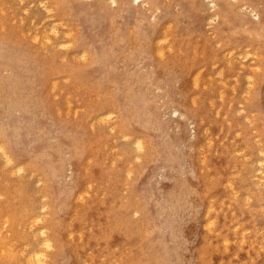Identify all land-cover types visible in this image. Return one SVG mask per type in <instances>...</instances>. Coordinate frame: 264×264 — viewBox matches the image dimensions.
Listing matches in <instances>:
<instances>
[{"label": "rangeland", "instance_id": "rangeland-1", "mask_svg": "<svg viewBox=\"0 0 264 264\" xmlns=\"http://www.w3.org/2000/svg\"><path fill=\"white\" fill-rule=\"evenodd\" d=\"M89 1L0 0L18 97L45 100L16 116L23 174L0 158V264L41 250L42 203L51 264H264V0Z\"/></svg>", "mask_w": 264, "mask_h": 264}, {"label": "bare ground", "instance_id": "bare-ground-1", "mask_svg": "<svg viewBox=\"0 0 264 264\" xmlns=\"http://www.w3.org/2000/svg\"><path fill=\"white\" fill-rule=\"evenodd\" d=\"M43 1H46V0H43ZM90 1H93V0H90ZM89 1V2H90ZM110 2H111V5L112 6H114V7H118V5H119V2H120V0H109ZM132 1V0H131ZM67 2V1H66ZM83 2H85V1H83ZM126 2V1H125ZM134 2L135 3H137L139 6L140 5H149V4H152V2H151V0H134ZM183 2V1H182ZM40 3H42V1L40 2ZM63 3V2H62ZM128 3V2H127ZM135 3H133V4H135ZM156 3V2H155ZM184 3H185V1H184ZM188 3V2H187ZM180 4V3H179ZM189 4V3H188ZM44 5V4H43ZM42 5V7H44ZM45 5H46V2H45ZM51 5V4H50ZM63 5V4H62ZM86 6V5H85ZM136 6V5H135ZM2 7V6H1ZM63 7V6H62ZM90 7V6H89ZM94 7V6H93ZM124 7V6H123ZM156 7V6H155ZM191 7V6H190ZM212 7H213V9H214V11H215V17L216 18H218V14H219V12H220V10H218V4H217V2L216 1H212ZM242 7V6H241ZM56 8H58V7H56ZM126 9H127V7H125ZM129 8V7H128ZM153 8V7H152ZM17 9V8H16ZM46 9H49V8H46ZM60 9V8H59ZM58 9V11H61V9L59 10ZM109 9H110V7H109ZM144 9H145V6H144ZM146 9H148V8H146ZM162 9H163V7H162ZM183 9H184V7H183ZM187 9H188V7H187ZM249 9V8H248ZM89 10V9H88ZM136 10V9H135ZM142 10V9H141ZM149 10V9H148ZM50 11V10H49ZM52 11V10H51ZM63 11V10H62ZM61 11V12H62ZM113 11V10H112ZM128 10H126L125 11V13L127 12ZM131 11V10H130ZM137 11V10H136ZM72 12V11H71ZM70 12V13H71ZM89 12H90V10H89ZM134 12V11H133ZM157 12V11H156ZM257 12V11H256ZM73 13V12H72ZM123 13V12H122ZM151 13V12H150ZM13 14V13H12ZM61 14V13H60ZM85 14V13H84ZM111 14V13H110ZM128 14V13H127ZM136 14V13H135ZM147 14H149L148 12H147ZM155 14V13H154ZM187 14V13H186ZM11 15V14H10ZM159 15V14H158ZM136 16V15H135ZM140 16V15H139ZM142 16V15H141ZM151 16H153V13H152V15ZM175 16V15H174ZM213 16V15H212ZM255 16L256 17H259V14L258 13H256L255 14ZM51 17V16H50ZM96 17V16H95ZM183 17V16H182ZM186 17H187V15H186ZM52 18V17H51ZM64 18V17H63ZM62 18V19H63ZM68 18V17H67ZM66 18V19H67ZM94 18V17H93ZM144 18V17H143ZM150 18H152V17H150ZM154 18H156L155 16H154ZM167 18V17H166ZM55 19V18H54ZM100 19V18H99ZM116 19H118V18H116ZM146 19V18H145ZM211 19H212V17H211ZM85 20V19H84ZM97 20V19H96ZM150 20V19H149ZM155 20V19H154ZM216 20V19H215ZM23 21V20H22ZM105 21V20H104ZM55 22H57V21H55ZM54 22V23H55ZM145 22V21H144ZM216 22V21H215ZM74 23V22H73ZM72 23V24H73ZM53 24V23H52ZM58 24V23H57ZM70 24V23H69ZM105 24V23H104ZM152 24H153V22H152ZM59 25V24H58ZM74 25H75V23H74ZM156 25V24H155ZM2 26V25H1ZM60 26H61V24H60ZM159 26V25H158ZM4 27V26H3ZM53 27V26H52ZM57 26L55 25V29L54 30H56L57 28H56ZM62 27V26H61ZM77 27H79V26H77ZM142 27V26H141ZM152 27V26H151ZM156 27V26H155ZM34 28V27H33ZM144 28H145V26H144ZM5 29V28H4ZM93 29V28H92ZM91 29V30H92ZM153 29V28H152ZM70 30H72V29H70ZM154 30V29H153ZM51 31V30H50ZM74 31V30H73ZM36 32V31H35ZM39 32V31H38ZM46 32V31H45ZM62 32V31H61ZM44 33V32H43ZM49 33V32H48ZM58 33H60L59 31H58ZM78 33V32H77ZM80 33V32H79ZM139 33V32H138ZM46 34H47V32H46ZM46 34H43V36H47ZM54 34H56V32L54 33ZM68 34V33H67ZM94 34V33H93ZM147 34V33H146ZM1 35V34H0ZM3 35V34H2ZM107 35H109V34H107ZM107 35H105V36H107ZM148 35V34H147ZM36 36V38H37V36H40V35H35ZM53 36V35H52ZM55 36V35H54ZM2 37V36H1ZM9 37V36H8ZM63 37H64V35H63ZM6 39H8L7 38V36L5 37ZM11 38V37H10ZM40 38V37H39ZM47 39H48V37H46ZM46 38H43V37H41V39L44 41H42L41 40V42H42V44L44 43L45 44V40L44 39H46ZM50 38V37H49ZM76 38V37H75ZM4 39V38H3ZM2 39V40H3ZM56 39V38H55ZM97 39V38H96ZM101 39V38H100ZM150 39V38H149ZM10 41H11V39H9ZM32 40V39H31ZM49 40V39H48ZM97 40H99V39H97ZM16 41V40H15ZM50 41H51V39H50ZM9 42V41H8ZM13 42V41H12ZM40 42V39H39V43H41ZM96 42V41H95ZM108 42V41H107ZM4 43V42H3ZM47 43V42H46ZM77 43V42H76ZM80 43V42H79ZM100 43V42H99ZM61 44V43H60ZM78 44V43H77ZM92 44V43H91ZM114 44V43H113ZM120 44V43H119ZM13 45V44H12ZM84 45V44H83ZM98 45V44H97ZM15 46V45H14ZM41 46V45H40ZM79 46V45H78ZM103 46V45H102ZM6 47V46H5ZM4 47V44H2L1 42H0V66H3V67H5V66H9V67H11L10 69V73L8 74V76L6 77V80L8 81V83L5 85V87H4V89H6V91H8L9 92V94H7L6 96V99L5 100H1V97H0V109L2 108V110L4 109V111L7 109H5V107L6 106H8V109H10V111H8V109H7V111H5L4 113H5V116H3V117H1L0 118V153H1V156H0V158H1V160H3V164H4V162H5V164L7 165H10V166H12L14 169H16L17 170V172H19V173H22L23 174V172H24V170H25V168H24V162L22 161V159H21V155H20V152H22V147H24L22 144H23V142H22V134H21V132H22V130H25V129H27V130H32L33 129V126L32 125H34V124H32V125H28L26 122H22L21 120V125H20V122L16 119V116H18L19 115V113L21 114V113H23V115H25L24 113L28 110V108H29V105H31V104H33V108L36 110V111H38V110H42L43 108H45V100L44 99H40V102H36L33 98H32V96H31V94L30 95H28L27 94V96L25 97V99L24 98H20V97H18V91H17V87H16V80L18 79L17 77H18V73H17V71H16V69L14 68L15 67V65H14V67L12 66L14 63V61H15V59H18V58H20V55L18 56L17 54H14V53H10L9 52V50H8V48L6 47L5 48ZM45 47V46H44ZM249 47V46H248ZM75 48V47H74ZM79 48V47H78ZM87 48V47H86ZM44 49V48H43ZM105 49V48H104ZM45 50H47L46 49V47H45ZM93 50V49H92ZM92 50L91 49H89V52H92ZM103 50V49H102ZM43 51V50H42ZM83 52V51H82ZM86 52H88V51H86ZM104 52H106V51H104ZM33 53H34V51H33ZM93 53V52H92ZM91 53V57L92 58H95L96 57V55L94 56V53L92 54ZM111 52H109L108 54H110ZM145 53V52H144ZM28 55V54H27ZM110 55H112V54H110ZM31 56V55H30ZM37 56V55H36ZM39 56V55H38ZM37 56V57H38ZM135 56V55H134ZM32 57V56H31ZM113 57V56H112ZM111 57V58H112ZM147 57V56H146ZM35 58V57H34ZM97 58H98V55H97ZM96 58V59H97ZM107 58V57H106ZM136 58H138V57H136ZM21 59V58H20ZM88 59V58H87ZM30 61V60H29ZM32 61V60H31ZM34 61V60H33ZM36 61V60H35ZM40 61V60H39ZM16 63H17V61H15ZM100 62H103L102 60L100 61ZM106 62V61H105ZM113 62V61H112ZM108 63V62H107ZM136 63V62H135ZM141 64V63H140ZM99 65V64H98ZM97 65V66H98ZM105 65V64H104ZM103 65V66H104ZM31 66V65H30ZM94 66V65H93ZM101 66V65H100ZM100 66H99V69H101L100 68ZM102 66V67H103ZM96 67V66H95ZM50 68V67H49ZM90 68V67H89ZM0 69H5V68H1L0 67ZM8 69V68H7ZM6 69V70H7ZM98 69V70H99ZM105 69V68H104ZM143 69V68H142ZM39 70V69H38ZM37 70V71H38ZM103 70V69H102ZM111 71V70H110ZM5 72V71H4ZM40 72V71H39ZM99 72H101V71H99ZM107 72V71H106ZM41 73V72H40ZM2 74H4V73H1V70H0V82H6V81H4L2 78H3V76H2ZM81 74V73H80ZM85 74V73H84ZM106 74V73H105ZM5 75V74H4ZM42 75V74H41ZM101 75V74H100ZM23 76V75H22ZM5 77V76H4ZM43 77V76H42ZM104 77H105V75H104ZM17 78V79H16ZM25 78V77H24ZM41 78V77H40ZM96 78V77H95ZM101 78V77H100ZM143 78V77H142ZM1 79H2V81H1ZM26 79V78H25ZM31 79V78H30ZM34 79V78H33ZM43 79V78H42ZM19 80V79H18ZM17 80V81H18ZM45 80V79H44ZM182 80V79H181ZM50 81V80H49ZM108 81V80H107ZM19 83H20V81H18ZM102 82V81H101ZM21 84V83H20ZM49 84V83H48ZM109 84V83H108ZM111 85V84H110ZM2 86H3V84L1 85V83H0V87L2 88ZM9 89V90H8ZM117 91V90H116ZM0 92H1V90H0ZM1 93H4V92H1ZM41 93V92H40ZM1 95V94H0ZM3 98V97H2ZM47 107V106H46ZM48 108V107H47ZM114 112V111H113ZM173 112V111H172ZM46 113H47V111H46ZM17 114V115H16ZM110 115H112L111 113H109ZM108 114V115H109ZM175 114L177 115V116H180L181 115V113H180V111L178 110V109H176L175 110ZM22 115V116H23ZM114 115H116V113L114 114ZM44 117V116H43ZM21 119V118H20ZM43 119V118H42ZM33 120V119H32ZM36 121V120H35ZM48 124L50 123V122H47ZM2 124V125H1ZM86 124V123H85ZM56 125V124H55ZM37 126V125H36ZM48 126V125H47ZM48 128V127H47ZM114 128V127H113ZM49 129V128H48ZM194 129H195V127H194ZM64 131V130H63ZM25 132V131H24ZM34 132V131H33ZM194 132V131H193ZM252 132V131H251ZM55 134V133H54ZM30 135H31V133H30ZM34 135V134H33ZM26 136H28V135H26ZM60 136V135H59ZM194 136V135H193ZM24 137H25V135H24ZM126 137V136H125ZM33 138V137H32ZM46 140V139H45ZM78 140L80 141V138H78ZM136 142V141H135ZM138 143V145H137V149H140V150H142V151H145L146 150V147H145V145H144V143L143 142H137ZM136 144V143H135ZM136 148V147H135ZM27 149V148H26ZM234 151V150H233ZM260 153H262L263 155L262 156H264V151L262 150ZM26 154V153H25ZM28 155V154H27ZM256 155V154H255ZM257 159V158H256ZM262 159V158H261ZM261 159H259L258 161H260ZM263 161H264V158L262 159ZM2 162V161H1ZM257 162V161H256ZM261 162V161H260ZM39 163V162H38ZM28 164V163H27ZM40 165V164H39ZM68 165V164H67ZM72 165V164H71ZM248 165V164H247ZM28 166V165H27ZM38 167V166H37ZM57 167V166H56ZM68 167V166H67ZM42 168V167H41ZM40 168V169H41ZM57 169H58V167H57ZM68 169V168H67ZM10 170V169H9ZM12 170V169H11ZM10 170V171H11ZM93 170V169H92ZM259 170V169H258ZM1 171V170H0ZM59 171V170H58ZM32 172V171H31ZM3 174L5 173L4 171L2 172ZM26 173V172H25ZM30 173V172H29ZM33 173H34V171H33ZM70 175H71V180L69 181V182H67L66 181V179H67V177H66V175H65V170H63L62 172H60V173H58L57 175H56V178L59 180V179H61V181H62V192L64 193V192H66V193H68V192H71V191H74V190H76V188L79 186V181H78V176H76L75 175V173H74V170H73V167H72V170L70 171ZM36 174V173H35ZM49 174H50V172H49ZM248 174V173H247ZM6 175H8V174H6ZM11 175V174H10ZM28 175H30V174H28ZM87 175V174H86ZM9 176V175H8ZM33 176V175H32ZM40 177V176H39ZM253 177H254V174H253ZM30 178V177H29ZM0 179H1V176H0ZM12 179V178H11ZM41 179H42V177H41ZM2 180V179H1ZM18 180V179H17ZM42 180H44V179H42ZM49 180V179H48ZM50 180H52V179H50ZM35 181V180H34ZM38 181V180H37ZM36 182V181H35ZM244 182V181H243ZM7 182H5L4 184L5 185H7L6 184ZM19 183V182H18ZM44 185V184H43ZM42 184L40 185L41 187L43 186ZM50 186H52L51 184H49ZM57 185V184H56ZM259 185V184H258ZM261 185V184H260ZM228 187V186H227ZM243 187V186H242ZM1 188V187H0ZM50 188V187H49ZM52 188V187H51ZM14 189V188H13ZM42 189V188H41ZM54 189V188H53ZM241 189V188H240ZM30 191H33V190H30ZM41 192H42V190H40ZM235 191V190H234ZM240 191V190H239ZM27 192H28V190H27ZM35 192H36V190H35ZM37 193H39V189H38V192ZM58 193V192H57ZM40 194H42V193H40ZM33 195H35V193L33 194ZM37 195V194H36ZM198 195V194H197ZM4 196V195H3ZM235 196V195H234ZM47 197V194H45V195H43V199H45ZM66 197V196H65ZM232 198V197H231ZM36 199H38V198H36ZM55 199V198H54ZM58 199H59V197H58ZM71 199V198H70ZM39 200V199H38ZM53 200V199H52ZM241 200V199H240ZM34 201V200H33ZM46 201V199L44 200V202ZM65 201V200H64ZM17 202V201H16ZM36 202V201H35ZM39 203V202H38ZM40 205V204H39ZM48 204H46V203H42L41 205H40V207H39V211H37L36 213H33V214H31L30 216H28V217H26L27 219H28V221H31V222H33V223H35V224H38V227H37V229H39V231H40V233H39V237L41 238V240L39 241V239H38V241H37V244H39L38 246L41 248V250L40 251H38V252H33L32 253V255L30 256L29 254H31V253H27L28 255H29V257H30V259H29V263L31 262L30 260H31V257H33V255H34V257L32 258L33 260H35L36 262H37V264H51L53 261L50 259V255L52 254V252H53V250L55 249V247H56V238H54V236H52L51 234H50V232H49V230H50V225H48L47 223H46V217H47V215H49L48 214V211L50 210L49 208H48ZM51 206V205H50ZM57 207V206H56ZM36 208V207H35ZM24 209H27L28 210V208H24ZM56 209V208H55ZM31 210H32V208H31ZM18 211V210H17ZM17 211H16V213H17ZM27 212V211H26ZM25 212V213H26ZM31 212V211H30ZM135 212V211H134ZM56 213V212H55ZM27 214V213H26ZM36 215V216H35ZM6 216L8 217V215H5V217L4 218H6ZM27 216V215H26ZM3 218V217H2ZM3 218V219H4ZM8 219H9V217H8ZM1 221V220H0ZM6 221V220H5ZM4 221V222H5ZM147 221V220H146ZM2 222V221H1ZM29 223V222H28ZM5 224H7V222L5 223ZM4 224V225H5ZM32 223H29L28 225H31ZM209 224V223H208ZM214 224V223H213ZM33 225V224H32ZM216 225V224H215ZM214 225V226H215ZM3 226V225H2ZM35 227H36V225H34ZM5 228V227H4ZM2 228L3 229V231L5 230V229H7V228ZM30 228V227H29ZM32 228V227H31ZM11 229V228H10ZM33 229H35V228H33ZM1 230V229H0ZM55 230V229H54ZM2 231V230H1ZM8 231V233L10 232L9 231V229L8 230H6V232ZM34 231V230H33ZM5 232V231H4ZM5 232V233H6ZM13 232V231H12ZM14 232H16V231H14ZM255 232V231H254ZM0 234H2L3 235V233L1 232ZM10 234V233H9ZM111 234V233H110ZM35 235V239H36V234H34ZM6 236V235H5ZM5 236H3V237H5ZM11 236V235H10ZM39 237H37V238H39ZM240 237H241V234H240ZM244 237H247V236H244ZM2 238V237H1ZM248 238V237H247ZM3 239V238H2ZM6 239H7V237H6ZM246 239V238H245ZM253 239V238H252ZM37 240V239H36ZM247 240V239H246ZM33 241V240H32ZM241 241H242V238H241ZM262 242V241H261ZM251 245H252V243H250ZM23 245V244H22ZM259 246V245H258ZM257 246V247H258ZM18 247V246H17ZM262 248V247H261ZM39 249V248H38ZM9 250H10V248H9ZM11 250H13V249H11ZM10 250V251H11ZM20 251V250H19ZM26 250L25 249H23V252H25ZM29 251V250H28ZM13 252V251H12ZM17 253H18V251H16ZM21 252V251H20ZM23 252H21L24 256H25V254L23 253ZM12 254V253H11ZM13 256H14V254H12ZM15 256H17V254L15 255ZM22 256V255H21ZM11 257V256H10ZM19 257V256H18ZM27 258V257H26ZM10 259H12V258H10ZM13 260V259H12ZM26 261V260H25ZM34 261H32L30 264H32ZM35 262V263H36ZM28 263V264H29ZM25 264H26V262H25Z\"/></svg>", "mask_w": 264, "mask_h": 264}]
</instances>
